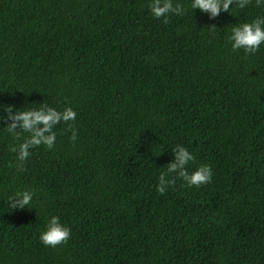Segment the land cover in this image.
<instances>
[{"label":"trees","instance_id":"obj_1","mask_svg":"<svg viewBox=\"0 0 264 264\" xmlns=\"http://www.w3.org/2000/svg\"><path fill=\"white\" fill-rule=\"evenodd\" d=\"M182 2L163 23L147 0H0V117L71 106L77 137L60 122L21 170L0 119V264H264V45L227 41L264 8ZM175 144L212 179L160 194ZM22 187L31 208L10 210ZM52 214L70 228L54 247L38 239Z\"/></svg>","mask_w":264,"mask_h":264},{"label":"clouds","instance_id":"obj_2","mask_svg":"<svg viewBox=\"0 0 264 264\" xmlns=\"http://www.w3.org/2000/svg\"><path fill=\"white\" fill-rule=\"evenodd\" d=\"M252 0H189L191 11L199 10L207 12L210 17H215L219 11L229 12L230 7H246ZM259 8H264V0H254ZM147 7L151 16L167 23L171 15L182 16L185 14V6L182 0H147ZM217 28H211L215 35ZM227 41L233 51L243 50L245 54H254L264 45V14L256 15L248 20L240 21L231 26L227 34ZM6 117L11 121L3 130L13 140L11 146L15 154V163L23 169V162L31 155V150L43 145L51 149L56 142L54 127L60 122L66 123V130L71 129L69 139L76 140V130L69 121L76 118V112L71 106L62 109L42 105L35 108H17L12 110L11 105L4 106ZM14 129H18L14 131ZM172 160L163 166L156 178L155 190L163 194L166 189L175 183L176 179L182 180L187 186L199 187L208 184L212 179V168L206 163H196L192 151L183 144H175L172 147ZM174 174V175H173ZM36 195L32 187H22L12 191L7 196L8 208L21 209L30 207ZM70 235V228L61 221L60 216L52 214L46 218L44 227L38 233V239L42 245L56 246L66 242Z\"/></svg>","mask_w":264,"mask_h":264}]
</instances>
